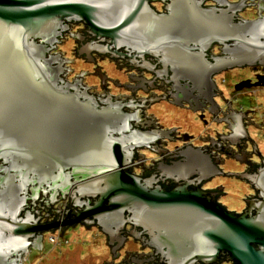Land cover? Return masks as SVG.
Masks as SVG:
<instances>
[{
  "label": "water",
  "instance_id": "obj_1",
  "mask_svg": "<svg viewBox=\"0 0 264 264\" xmlns=\"http://www.w3.org/2000/svg\"><path fill=\"white\" fill-rule=\"evenodd\" d=\"M205 1L175 0L170 13L161 15L149 0H0V160H31L32 167L53 171L110 173L76 189L79 200L96 199L83 217L94 219L111 238L125 225L134 232L142 229L166 255L165 264H215L222 254L235 264H264V177L250 178L261 194L238 216L206 199L201 189H189L190 184L167 190L155 178L132 176L125 168L134 147L112 135L110 109L62 85L60 68L48 58V46L59 41L68 22H83L90 36L107 39L109 52L112 46L130 47L138 56L162 57L183 77L231 66L207 59L214 44L235 42L245 58L264 53L261 17L235 22L249 1L259 0H211L221 9L204 8ZM194 161L196 175L205 179L204 165H197V157ZM173 170L180 173L171 169V177ZM18 208L0 214V229L11 239L27 241L37 235L36 222L19 220Z\"/></svg>",
  "mask_w": 264,
  "mask_h": 264
},
{
  "label": "flooded vegetation",
  "instance_id": "obj_2",
  "mask_svg": "<svg viewBox=\"0 0 264 264\" xmlns=\"http://www.w3.org/2000/svg\"><path fill=\"white\" fill-rule=\"evenodd\" d=\"M173 1L149 0V5L166 15ZM247 5L257 9L255 16L248 19L244 15L247 8H243L235 22L258 21L261 17L258 25L264 29V3L249 1ZM221 6L211 0L203 4L204 8ZM66 26L59 41L48 46V58L60 68L62 85L110 109L112 135L134 147L129 150L132 157L125 169L136 178H155L157 185L167 190L190 184L189 189H201L207 193L206 199L229 213L241 216L248 211L261 194L250 178L264 177V53L256 51L245 58L240 53L244 48L235 42L214 44L207 59L211 63L227 60L231 66L198 78L183 77L162 57L138 56L130 47L112 46L109 52V41L90 36L83 22H68ZM68 40L72 43L71 59L59 52V46ZM74 69L82 74L72 80ZM195 157L200 161L197 165H204L207 171L205 179L196 175ZM30 161L0 160V214L10 215V209L21 207L19 220L33 218L37 234L27 241L14 240L0 229V264L167 262L159 245L142 229L134 232L131 225H125L119 236L111 238L94 219L83 217L87 205L93 206L96 199L79 200L76 189L110 173L89 175L92 171L80 168L53 171L48 166L32 167ZM171 169L180 173L173 170L171 177ZM220 178L233 183L224 184ZM232 192L240 196L241 207L232 209L224 202ZM71 231L93 236L94 242L70 245L69 240L62 241ZM35 250L38 254L30 259ZM215 264L235 263L222 254Z\"/></svg>",
  "mask_w": 264,
  "mask_h": 264
},
{
  "label": "rangeland",
  "instance_id": "obj_3",
  "mask_svg": "<svg viewBox=\"0 0 264 264\" xmlns=\"http://www.w3.org/2000/svg\"><path fill=\"white\" fill-rule=\"evenodd\" d=\"M254 7H251L249 6L247 8V12L245 11L244 12V15L246 17H248V19H250L251 17L253 18L255 15H254V10H256L255 8L253 9ZM246 19V18H245ZM71 49H72V43L68 40L67 42H65L64 44H61L59 46V52H62V53H65L67 57H69L68 59H71ZM74 73L72 74L71 76V79L74 80L79 73H81L82 71L79 70V69H74ZM88 84L91 83V81L87 80ZM200 122V121H199ZM202 122V121H201ZM200 122V123H201ZM201 129H203L205 126L203 124V122L201 123ZM220 181L224 182V184H230V183H233V181H230L229 179L227 178H220ZM232 190V189H231ZM224 202L229 205L232 209L233 208H236V207H241V198L240 196L237 194V192H232L229 194V196L227 198H224ZM69 240L70 242V245H74V244H79V243H82L83 241H87L89 243H93L94 242V238L93 236H90V235H85L83 233H80L79 232H68L65 237L62 239L63 240ZM99 243V240H96V244ZM69 245V244H68ZM33 255H31L30 259H32V257L36 256L38 254V250H35L33 253Z\"/></svg>",
  "mask_w": 264,
  "mask_h": 264
}]
</instances>
